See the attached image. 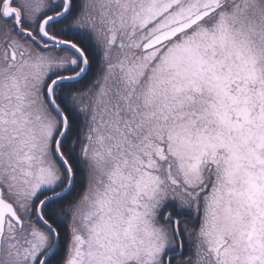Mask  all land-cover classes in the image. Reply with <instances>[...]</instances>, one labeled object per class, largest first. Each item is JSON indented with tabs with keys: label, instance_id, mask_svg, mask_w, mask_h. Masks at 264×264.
<instances>
[{
	"label": "snow or ice",
	"instance_id": "obj_1",
	"mask_svg": "<svg viewBox=\"0 0 264 264\" xmlns=\"http://www.w3.org/2000/svg\"><path fill=\"white\" fill-rule=\"evenodd\" d=\"M0 264H264V0H0Z\"/></svg>",
	"mask_w": 264,
	"mask_h": 264
}]
</instances>
